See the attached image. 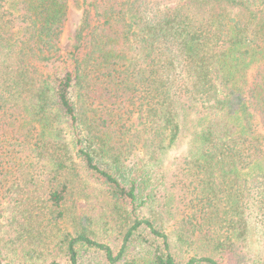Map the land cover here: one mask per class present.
I'll return each instance as SVG.
<instances>
[{"label": "trees", "instance_id": "obj_1", "mask_svg": "<svg viewBox=\"0 0 264 264\" xmlns=\"http://www.w3.org/2000/svg\"><path fill=\"white\" fill-rule=\"evenodd\" d=\"M250 218L264 0H0V264H264Z\"/></svg>", "mask_w": 264, "mask_h": 264}, {"label": "rangeland", "instance_id": "obj_2", "mask_svg": "<svg viewBox=\"0 0 264 264\" xmlns=\"http://www.w3.org/2000/svg\"><path fill=\"white\" fill-rule=\"evenodd\" d=\"M83 9L84 5L78 10L72 7L69 9L67 21L60 42L61 51H66L73 45L75 31L80 23ZM187 148V139L182 138L177 146L171 148L167 154L163 156V162L165 166L169 167L174 157L185 153ZM93 188H96V186H93ZM83 193H85V196H83ZM90 197L91 194L87 193L86 190L85 192H81L79 194V197L77 198V205L79 209L83 210L87 207L90 201H92ZM93 229L99 239H104L102 237H104L105 233L100 227V222L96 221ZM245 248L248 250L251 257L258 259L256 261L264 263V232L261 225L254 218H250L248 220L247 233L245 237Z\"/></svg>", "mask_w": 264, "mask_h": 264}]
</instances>
